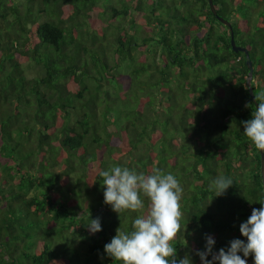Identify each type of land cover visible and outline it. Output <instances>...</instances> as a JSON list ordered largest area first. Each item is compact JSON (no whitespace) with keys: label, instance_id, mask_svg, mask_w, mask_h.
I'll return each instance as SVG.
<instances>
[{"label":"trees","instance_id":"obj_1","mask_svg":"<svg viewBox=\"0 0 264 264\" xmlns=\"http://www.w3.org/2000/svg\"><path fill=\"white\" fill-rule=\"evenodd\" d=\"M213 2L231 27L209 0H0V264H121L104 245L141 210L104 203L112 166L178 178L177 257L201 264L209 235L215 252L246 239L264 202L241 123L256 107L248 61L264 102V0ZM218 175L233 185L214 197Z\"/></svg>","mask_w":264,"mask_h":264},{"label":"clouds","instance_id":"obj_2","mask_svg":"<svg viewBox=\"0 0 264 264\" xmlns=\"http://www.w3.org/2000/svg\"><path fill=\"white\" fill-rule=\"evenodd\" d=\"M260 99L264 100V94ZM241 123L244 135L264 152V102L258 103L251 119ZM99 175L103 178L104 203L113 211L120 214L126 210H141L130 231L117 229V234L104 245L107 257L121 264H192L188 256L177 257V248L172 243L182 229L181 198L184 191L174 174H165L158 169L146 174L128 167L112 166L100 171ZM232 185L230 177L218 175L209 190L214 197H219ZM145 199L148 201L146 212L142 211ZM259 203L261 207L254 208L239 226L246 239H233L227 249L215 252V239L206 236L204 250L196 253L201 264H247L249 256L253 258V264H264V202ZM86 227L93 235L102 231L100 218H90Z\"/></svg>","mask_w":264,"mask_h":264},{"label":"water","instance_id":"obj_3","mask_svg":"<svg viewBox=\"0 0 264 264\" xmlns=\"http://www.w3.org/2000/svg\"><path fill=\"white\" fill-rule=\"evenodd\" d=\"M209 2H210V6H211V9H212L213 13L218 16V18L220 19V21H222L225 25L231 27V23L229 21H227L226 19H224V18H222V17H220L218 15L217 9H216V7L214 5L213 0H209ZM231 43H232V46H233V48H234L235 51L242 50V51L247 52V49L246 48L237 45V43H236V41L234 39V34H232ZM248 65L251 67V70H250V73H249V78H248V86H249V90H250V94L252 96V99L254 100L255 105L257 107L258 106V101L255 99V93H254V89L252 87L253 69H252V63H251V61H248ZM261 154H262V176H263V185H264V152H261Z\"/></svg>","mask_w":264,"mask_h":264},{"label":"rangeland","instance_id":"obj_4","mask_svg":"<svg viewBox=\"0 0 264 264\" xmlns=\"http://www.w3.org/2000/svg\"><path fill=\"white\" fill-rule=\"evenodd\" d=\"M38 67L36 65L30 64L28 65V73L30 76H33L36 74Z\"/></svg>","mask_w":264,"mask_h":264}]
</instances>
